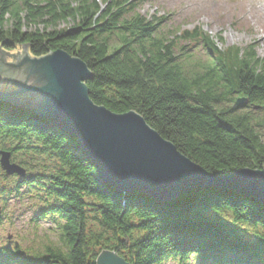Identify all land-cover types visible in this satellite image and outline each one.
Returning <instances> with one entry per match:
<instances>
[{
    "label": "trees",
    "instance_id": "16d2710c",
    "mask_svg": "<svg viewBox=\"0 0 264 264\" xmlns=\"http://www.w3.org/2000/svg\"><path fill=\"white\" fill-rule=\"evenodd\" d=\"M139 1L0 0V45L12 53L27 46L34 58L61 50L81 59L93 74L95 105L136 112L210 175L264 169V117L256 118L264 113V59L255 45L220 49L201 27L164 31L167 17L142 15ZM185 44L199 47L204 62ZM239 99L249 104L236 108ZM1 151L28 171L15 191L37 192L45 209L36 220L60 223L57 244L35 254L1 248L0 264H96L104 250L130 264H264V206L256 198L212 187L171 202L121 192L99 179L76 138L11 102H0ZM33 156L53 169L33 165Z\"/></svg>",
    "mask_w": 264,
    "mask_h": 264
},
{
    "label": "water",
    "instance_id": "95a60500",
    "mask_svg": "<svg viewBox=\"0 0 264 264\" xmlns=\"http://www.w3.org/2000/svg\"><path fill=\"white\" fill-rule=\"evenodd\" d=\"M92 79L88 66L64 51L34 58L27 46L12 53L0 45V84L12 88L0 93V102L28 109L76 138L84 156L98 170L100 180L121 192L138 191L161 202L212 187L256 198L264 206V169L210 175L136 112L119 115L95 105L87 86ZM247 104L248 99H239L235 106L242 108ZM11 159L10 153L0 152V168L5 177L26 178V170ZM96 264L130 263L118 253L104 250Z\"/></svg>",
    "mask_w": 264,
    "mask_h": 264
},
{
    "label": "rangeland",
    "instance_id": "374dc122",
    "mask_svg": "<svg viewBox=\"0 0 264 264\" xmlns=\"http://www.w3.org/2000/svg\"><path fill=\"white\" fill-rule=\"evenodd\" d=\"M101 5V8L105 7ZM137 10L149 18L166 16L170 27L165 28L164 31L193 30L201 27L211 35L220 49L227 47L243 49L255 45L259 56L264 59V0H140ZM218 38H222L223 43ZM187 47L185 48L193 51L195 62H204L205 54L199 47ZM17 51L22 49L13 53ZM10 91L12 88L0 84V93ZM262 117H264L263 112L256 114V118ZM260 132L264 141V130ZM27 159H32V164L39 165L40 168L47 166L53 169L49 159L35 156ZM11 161L15 163L13 159ZM15 164L21 166L18 163ZM26 172L28 176L29 173L27 170ZM19 181L20 178H9L6 182L0 179L2 221L0 249L12 251L19 248L29 254H35L58 243L60 221L54 217L37 221L36 218H39L45 206L41 203L39 196L35 195L37 192L31 194L23 188L24 195H17L15 188ZM3 199H6V203ZM4 204H6L5 208ZM163 264H178V262L168 260ZM191 264H197V262H191Z\"/></svg>",
    "mask_w": 264,
    "mask_h": 264
}]
</instances>
